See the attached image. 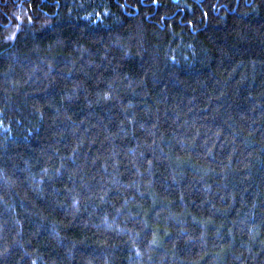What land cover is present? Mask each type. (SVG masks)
Wrapping results in <instances>:
<instances>
[{"label": "trees", "instance_id": "trees-1", "mask_svg": "<svg viewBox=\"0 0 264 264\" xmlns=\"http://www.w3.org/2000/svg\"><path fill=\"white\" fill-rule=\"evenodd\" d=\"M0 264H264V0H0Z\"/></svg>", "mask_w": 264, "mask_h": 264}]
</instances>
